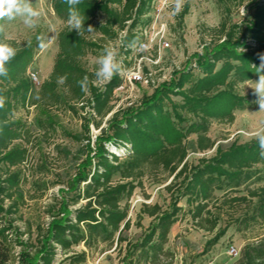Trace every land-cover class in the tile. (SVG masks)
I'll list each match as a JSON object with an SVG mask.
<instances>
[{
  "label": "trees",
  "instance_id": "trees-1",
  "mask_svg": "<svg viewBox=\"0 0 264 264\" xmlns=\"http://www.w3.org/2000/svg\"><path fill=\"white\" fill-rule=\"evenodd\" d=\"M150 1L82 0L78 8L85 17L84 28L94 30L80 36L67 26L64 0H51L66 26L58 33L53 70L39 87L28 76L34 48L0 37L17 49L7 65L8 76L0 77V94L5 97L0 108V264H87L88 253L76 247L92 250L116 245L122 252L123 243L126 264H168V236L183 211L179 206L183 200L194 225L214 233L209 246L227 233L228 225L221 226L225 214L233 215L243 207L246 211L240 222L246 227L264 221V157L256 140L235 141L223 148L216 147L209 135L213 121L233 123L236 111L247 108L238 86L264 74L256 69L264 54V0L256 2L247 25L227 27L222 22L219 40L207 45L141 106L113 112L115 89L121 80L116 75L100 89L95 85V70L87 69L82 59L90 52L99 57L106 44L117 46L125 30L124 47L136 38L140 42L138 29L149 22L143 18L150 12ZM183 17L181 13L180 20ZM65 74L66 83L59 85L57 77ZM84 76L89 78L86 90L78 83ZM172 94L181 100L172 101ZM20 105L42 110L36 126L44 133L52 125L51 117L43 119L44 111L52 108L77 113L89 105L100 119L92 120L98 130L113 112L108 128L102 129L94 145L85 115L81 141H86V158L80 162L71 157L75 171L68 174L67 187L48 204L50 221L35 229L29 223L24 229L18 224L25 193L20 167L28 161L27 144L32 136L14 117ZM25 140L26 145L20 143ZM215 147L213 156L189 163L190 152L205 153ZM155 171L167 173L163 182L168 183L164 190L170 195V206L144 203L141 212L152 222L132 238L128 202L143 177ZM73 205L79 206L72 209ZM137 224L142 227L140 221ZM236 264H264V237L246 244Z\"/></svg>",
  "mask_w": 264,
  "mask_h": 264
},
{
  "label": "rangeland",
  "instance_id": "rangeland-1",
  "mask_svg": "<svg viewBox=\"0 0 264 264\" xmlns=\"http://www.w3.org/2000/svg\"><path fill=\"white\" fill-rule=\"evenodd\" d=\"M262 0H187L183 10V19L172 16L169 12L164 15L163 22L169 25V36L171 48L163 50L160 54L151 52H130V64L127 63V72L130 75V85L123 90L115 92L113 102L114 108L123 110L128 108L129 103H134L139 107L147 97L153 95L154 91L165 84H169L176 72L186 66L191 60L202 54L206 46L219 40L218 30L223 23L227 27L233 25H247L249 17L253 13L256 2ZM51 0H33V6L41 11V17L37 21L36 27L25 26L20 19H16L5 24V38L15 41L22 47H33V58L28 68L30 73H36L40 86L51 74L55 58L59 52L58 33L66 25L57 17L51 7ZM180 17V16H179ZM145 19V18H143ZM99 22V20L97 21ZM3 23V22H0ZM43 36L48 46L44 49L39 47L37 37ZM223 41V40H222ZM221 41V42H222ZM254 44V40H250ZM102 43L101 41H98ZM103 44V43H102ZM114 47L122 57L120 46L106 44ZM101 53V52H100ZM98 55L96 52L88 53L82 63L89 70L97 68ZM148 75L152 73L156 87L146 86L131 82L135 74ZM258 80H251L238 86L237 91L246 98L247 108L237 110L233 123L213 121L209 135L216 141V147L227 148L233 142L245 143L254 138V133L264 128V112H259V105L255 103L257 96L251 87H245ZM172 101L179 102L181 98L172 94ZM78 110L77 113H70L65 108H52L46 113L43 119L51 117L52 125L49 132L44 133L38 128L36 119L41 115L42 110L36 106L24 107L22 105L16 110L14 117L21 121L25 129L32 134L28 153V161L22 167L24 174L23 188L24 200L19 215L22 219L18 224L25 228L26 223L32 224L33 229L37 225H45L50 221V216L46 212L47 206L53 203V196L60 195V190L67 187L68 174L74 172L71 165V157L80 159L86 158V141L82 142L85 136V115L92 136V144L102 129L108 128V119H103L101 125L96 129L92 120L100 121L99 118L91 117V111ZM87 111V112H88ZM91 121V122H90ZM90 122V123H89ZM49 123V122H48ZM51 123V122H50ZM27 139H29L27 137ZM82 139V141H81ZM20 143L26 145V140ZM216 147L205 153L190 152L189 163H197L201 157H211L216 152ZM167 175L164 171H155L143 177L142 185L135 189L133 196L129 200V217L131 218V228L129 236L134 238L147 229L152 218L142 214L144 203L162 205L165 209L170 206V195L164 190L168 183L163 179ZM165 180V179H164ZM171 180V179H170ZM169 180V181H170ZM168 181V182H169ZM8 202V201H7ZM84 203V202H82ZM80 205V204H79ZM79 205L71 206L75 209ZM179 206L183 211L179 214L170 232L167 249L169 256L166 260L168 264H236L241 255L243 247L264 237V221L246 227L240 222L245 209L239 208L237 213L225 214L221 221V226H227V233L215 246H209V241L213 239L214 233L206 232L194 225L193 220L187 213L189 206L186 201H181ZM140 221L142 227L137 223ZM27 237V235H26ZM36 234L34 233L33 239ZM231 247H235L240 254L237 256L230 253ZM76 251H86L88 253L87 264H126L124 261L125 243L120 252L116 245L111 249L88 250L84 246H78Z\"/></svg>",
  "mask_w": 264,
  "mask_h": 264
},
{
  "label": "clouds",
  "instance_id": "clouds-1",
  "mask_svg": "<svg viewBox=\"0 0 264 264\" xmlns=\"http://www.w3.org/2000/svg\"><path fill=\"white\" fill-rule=\"evenodd\" d=\"M68 5V19L67 26L73 31L76 30L81 36L86 30L88 33L93 32L92 26L87 29L84 28L85 17L81 14L78 5L82 3V0H64ZM187 0H171V14H179ZM41 17V11L33 6V0H0V37L5 34V24L7 22L20 19L22 23L29 27H36L37 21ZM39 47L44 49L48 46L45 37L38 36ZM128 48L133 51H143L147 47L146 44L139 42V39H133L128 45ZM17 55V49L11 44L7 43L5 39L0 38V77L8 76L7 65ZM118 51L112 46H106L103 52L99 55L96 63L97 68L94 72L95 82L97 84H103L110 81L114 76L122 74L125 69L122 61L118 58ZM261 65L257 69V73H264V54L260 55ZM67 81V75L57 77V83L64 85ZM79 86L82 90H86L89 83L88 76H84L79 82ZM251 87L254 90V94L257 96L255 103L259 105V112H264V74L259 75V79L256 82L246 84L243 88V94L245 95V87ZM3 90H0L2 93ZM5 104V97L0 94V108H3ZM254 138L259 146L260 155L264 157V128L256 131Z\"/></svg>",
  "mask_w": 264,
  "mask_h": 264
},
{
  "label": "built area",
  "instance_id": "built-area-1",
  "mask_svg": "<svg viewBox=\"0 0 264 264\" xmlns=\"http://www.w3.org/2000/svg\"><path fill=\"white\" fill-rule=\"evenodd\" d=\"M148 4L150 6V12L149 14L145 15L144 18L149 19V22L146 23V25H144L143 27H139L138 29V31L140 32L142 36V39L140 40V42L146 44L147 47L145 48V50L140 51V52H151L153 50L158 55L163 50L171 48V42L169 39V36L171 33L169 32V25L166 22H163L165 13L169 12L171 14V0H151L150 3ZM172 16L179 18L180 13L177 15H172ZM127 25H130V21L127 22ZM126 32L128 31L125 30L120 34L119 40L117 42V45L120 46V49H121L120 53L123 54L122 57H120V60L122 61L125 71L122 74L118 75L119 79L121 80V83L116 87L115 92L123 90L126 86H128V84L130 85V75L127 72L128 70L127 63L130 64V61H131L130 52H132L133 50L128 47H124L123 39L126 36ZM29 78L34 84L39 83V78L36 73H33V72L30 73ZM133 80L137 83H141L146 86L156 87V83H155L152 73H149L148 75H145V76L140 73L135 74L131 82ZM107 82L103 84L95 83V85L100 87L101 89L105 87V84ZM133 104L134 103H129L128 105L129 107L135 106ZM89 109L91 111L90 116L94 118H98L94 114V111L90 108L89 105L86 106V113L87 114L89 113L88 111ZM115 111H116V107L114 108L113 112ZM113 112L110 113L106 118L111 116ZM230 253H232V255L237 256L238 254H240V251H238L235 247H231Z\"/></svg>",
  "mask_w": 264,
  "mask_h": 264
},
{
  "label": "crops",
  "instance_id": "crops-1",
  "mask_svg": "<svg viewBox=\"0 0 264 264\" xmlns=\"http://www.w3.org/2000/svg\"><path fill=\"white\" fill-rule=\"evenodd\" d=\"M51 4V3H50ZM51 7H52V5H51ZM52 9H53V7H52ZM54 10V9H53ZM55 12V11H54Z\"/></svg>",
  "mask_w": 264,
  "mask_h": 264
}]
</instances>
